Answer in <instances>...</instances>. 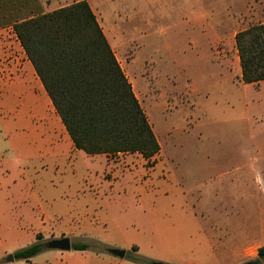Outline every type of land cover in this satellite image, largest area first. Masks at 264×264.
Wrapping results in <instances>:
<instances>
[{"label":"rangeland","instance_id":"rangeland-1","mask_svg":"<svg viewBox=\"0 0 264 264\" xmlns=\"http://www.w3.org/2000/svg\"><path fill=\"white\" fill-rule=\"evenodd\" d=\"M75 1L0 0L1 44L18 48L14 22ZM87 1L160 151L149 161L136 153L110 155L120 162L115 172L126 173L110 181L99 175L108 178L112 172L102 173V166L90 164L81 150L74 156L75 172L71 159L53 175L43 170L41 160L18 161L14 149L4 145L0 257L7 258L1 251L7 242L19 249L31 244L33 232L44 238L41 231H46V240L52 239L54 231H47L56 222L81 224L97 218L95 228L83 230L86 236L107 237L114 248H122L115 242L134 243L142 256L156 258L150 260L180 264L159 257L175 247L202 248L199 218L215 253L209 264L259 258L258 249L264 247V81L241 82L234 35L264 22V0ZM86 168L97 171L95 182L104 196L94 212L78 208L80 188L68 180ZM130 174L137 183L150 184L148 196H137L144 184L136 185ZM48 188L62 194L51 196ZM63 191L71 202L68 208L59 203ZM14 222L22 225V236L16 235Z\"/></svg>","mask_w":264,"mask_h":264},{"label":"trees","instance_id":"trees-1","mask_svg":"<svg viewBox=\"0 0 264 264\" xmlns=\"http://www.w3.org/2000/svg\"><path fill=\"white\" fill-rule=\"evenodd\" d=\"M72 143L87 154L139 153L153 159L160 143L87 0H78L12 24ZM241 80L264 81V22L234 35ZM152 163V162H150ZM43 236L12 253L29 259L45 250ZM96 241H76L72 250L106 251ZM131 246L125 258L151 264ZM264 261V247L258 249Z\"/></svg>","mask_w":264,"mask_h":264},{"label":"crops","instance_id":"crops-1","mask_svg":"<svg viewBox=\"0 0 264 264\" xmlns=\"http://www.w3.org/2000/svg\"><path fill=\"white\" fill-rule=\"evenodd\" d=\"M16 43L18 48L17 46L15 48V46L1 44L0 41V135L3 138L1 140L0 137V148L7 145L10 149H14V155L18 161H23L24 159L41 160L43 162V170L53 175L60 172L64 161L72 159L70 163L71 170L75 172L73 162L76 161V157L74 156L80 149H77L72 143L20 42L17 41ZM222 62L230 73L229 61L223 58ZM238 75L241 80L239 58ZM241 82L244 85H256L262 81L256 84L244 83L242 80ZM87 155L91 159L90 164L94 163L102 166V173L105 169L112 172L108 178L104 176V173L99 175L105 180L115 181L119 176L126 174L115 172L120 169V162L112 159L110 155L104 153ZM96 174L98 175L97 171L92 172L86 168L85 173L79 175L72 174L68 179L69 181L73 180L80 188L79 191L83 196L81 197L80 194L78 208L83 211H97L96 206L99 208V205L103 203L104 196L100 192V185L95 182ZM130 177H132L136 185L141 183L140 181L137 183V180L131 174ZM50 182L51 184L53 183L52 179ZM141 184L144 185L136 191L137 196H148L151 190L149 189L150 184ZM48 189L47 192L51 196L62 194L57 188ZM59 203L62 208L70 207L71 202L65 191H63V195H60ZM192 211L197 216L193 209ZM198 221L197 230L203 242L202 248L198 246V249L194 250L185 247H175L159 258H163V260H177L180 264L213 263L215 261V253L212 243L208 234L203 230L199 218ZM99 223L97 218H93V220L85 219L81 224H70L69 222L61 224L56 222L53 225H49L47 232L52 233L54 231L52 234L53 238L68 236L70 240L72 238L74 240L84 239V241L96 240L105 246L112 247V242L114 243V241H110L107 237L86 236V233L83 232L84 229L95 228V225ZM12 228L17 231L16 235L22 236V225L20 223L14 222ZM41 232L44 233L43 239L46 240L48 238L45 235L46 231ZM35 233H32L34 241L36 240ZM71 242L73 241L71 240ZM115 243L125 250L131 248L132 245H136L130 242H119L121 245L117 242ZM136 246L138 247L136 253L140 254V247ZM17 249L19 248L15 247L12 242H7V245L1 251L4 256H8ZM149 255L145 257L156 259L152 257V254L151 256ZM10 262H23L22 264H138L128 260L125 256L119 258L106 251L72 249L69 251L45 249L29 259H13L12 261H7L3 256L0 257V264H8Z\"/></svg>","mask_w":264,"mask_h":264},{"label":"water","instance_id":"water-1","mask_svg":"<svg viewBox=\"0 0 264 264\" xmlns=\"http://www.w3.org/2000/svg\"><path fill=\"white\" fill-rule=\"evenodd\" d=\"M71 243L72 242L68 236H63V237L52 238V239L46 240L44 242V246L46 249L69 251L71 250ZM106 252L116 257L123 258L125 256L126 250L124 248L107 247ZM13 259L14 258L12 254H9L6 258L7 261H12ZM261 263H262V260L260 258H256L253 260H249L243 264H261ZM151 264H172V263L152 260Z\"/></svg>","mask_w":264,"mask_h":264},{"label":"built area","instance_id":"built-area-1","mask_svg":"<svg viewBox=\"0 0 264 264\" xmlns=\"http://www.w3.org/2000/svg\"><path fill=\"white\" fill-rule=\"evenodd\" d=\"M13 33H14V32H13ZM14 36H15V39H16V41H19V40L17 39V37H16L15 33H14Z\"/></svg>","mask_w":264,"mask_h":264}]
</instances>
